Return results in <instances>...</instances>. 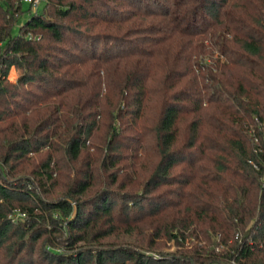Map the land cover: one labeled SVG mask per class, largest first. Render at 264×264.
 <instances>
[{
    "label": "trees",
    "instance_id": "trees-1",
    "mask_svg": "<svg viewBox=\"0 0 264 264\" xmlns=\"http://www.w3.org/2000/svg\"><path fill=\"white\" fill-rule=\"evenodd\" d=\"M23 6L0 264H264V0H46L15 30Z\"/></svg>",
    "mask_w": 264,
    "mask_h": 264
},
{
    "label": "rangeland",
    "instance_id": "rangeland-1",
    "mask_svg": "<svg viewBox=\"0 0 264 264\" xmlns=\"http://www.w3.org/2000/svg\"><path fill=\"white\" fill-rule=\"evenodd\" d=\"M44 5V3H42L40 5V7L42 8ZM30 5L28 3H25L23 6V9L25 10V13L19 18L18 20V24L15 27V30H17L18 26L21 25L25 20H27L30 16V12L28 11ZM21 74V69L17 68V67H12V69L10 70L9 73V79L12 81H16L17 78L19 77V75ZM178 249V245L176 240H170L166 247L163 248L164 252H170V251H175Z\"/></svg>",
    "mask_w": 264,
    "mask_h": 264
},
{
    "label": "built area",
    "instance_id": "built-area-1",
    "mask_svg": "<svg viewBox=\"0 0 264 264\" xmlns=\"http://www.w3.org/2000/svg\"><path fill=\"white\" fill-rule=\"evenodd\" d=\"M46 0H22L23 5L25 3H28L30 5V11H36L42 3H44ZM235 264V263H233Z\"/></svg>",
    "mask_w": 264,
    "mask_h": 264
}]
</instances>
